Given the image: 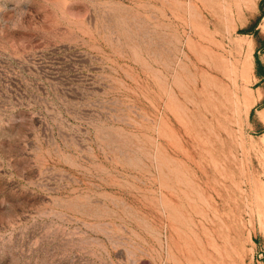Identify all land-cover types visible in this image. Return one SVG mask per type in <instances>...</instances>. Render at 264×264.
Wrapping results in <instances>:
<instances>
[{
	"label": "rangeland",
	"instance_id": "rangeland-1",
	"mask_svg": "<svg viewBox=\"0 0 264 264\" xmlns=\"http://www.w3.org/2000/svg\"><path fill=\"white\" fill-rule=\"evenodd\" d=\"M262 71L264 0H0V264H264Z\"/></svg>",
	"mask_w": 264,
	"mask_h": 264
},
{
	"label": "crops",
	"instance_id": "crops-1",
	"mask_svg": "<svg viewBox=\"0 0 264 264\" xmlns=\"http://www.w3.org/2000/svg\"><path fill=\"white\" fill-rule=\"evenodd\" d=\"M257 76H258L259 78H263V77H264V71H262L261 73H258ZM260 98H261V95L258 96L256 100H258V99H260ZM263 108H264V106H261L260 110H263ZM260 112H262V111H260ZM260 118H261V117H260ZM260 121L262 122V118L260 119Z\"/></svg>",
	"mask_w": 264,
	"mask_h": 264
},
{
	"label": "trees",
	"instance_id": "trees-1",
	"mask_svg": "<svg viewBox=\"0 0 264 264\" xmlns=\"http://www.w3.org/2000/svg\"><path fill=\"white\" fill-rule=\"evenodd\" d=\"M262 15L259 16V18L261 17Z\"/></svg>",
	"mask_w": 264,
	"mask_h": 264
}]
</instances>
